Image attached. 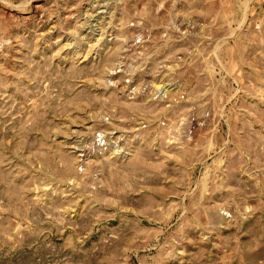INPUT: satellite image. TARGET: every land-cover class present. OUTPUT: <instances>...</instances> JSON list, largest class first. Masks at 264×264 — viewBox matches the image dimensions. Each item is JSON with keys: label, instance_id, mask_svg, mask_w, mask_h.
I'll return each mask as SVG.
<instances>
[{"label": "rangeland", "instance_id": "obj_1", "mask_svg": "<svg viewBox=\"0 0 264 264\" xmlns=\"http://www.w3.org/2000/svg\"><path fill=\"white\" fill-rule=\"evenodd\" d=\"M0 264H264V0H0Z\"/></svg>", "mask_w": 264, "mask_h": 264}]
</instances>
